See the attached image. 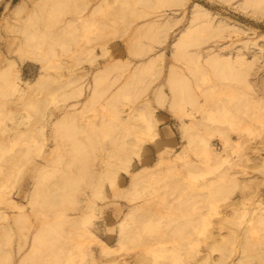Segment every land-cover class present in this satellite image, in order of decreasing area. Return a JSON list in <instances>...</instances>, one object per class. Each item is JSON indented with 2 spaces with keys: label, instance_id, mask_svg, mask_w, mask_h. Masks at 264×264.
Here are the masks:
<instances>
[{
  "label": "rangeland",
  "instance_id": "1",
  "mask_svg": "<svg viewBox=\"0 0 264 264\" xmlns=\"http://www.w3.org/2000/svg\"><path fill=\"white\" fill-rule=\"evenodd\" d=\"M250 1L0 0V264H264Z\"/></svg>",
  "mask_w": 264,
  "mask_h": 264
},
{
  "label": "bare ground",
  "instance_id": "2",
  "mask_svg": "<svg viewBox=\"0 0 264 264\" xmlns=\"http://www.w3.org/2000/svg\"><path fill=\"white\" fill-rule=\"evenodd\" d=\"M251 3H263L264 4V0H251L250 1ZM19 6H20V4H19ZM85 9H87V8H85ZM197 11H201L202 12V10H201V7H199V5H198V8H197ZM252 13H253V11H251ZM255 13H257V14H259V15H264V13L263 12H260V11H256ZM73 23V21H71V20H69V22L67 23V25L69 26V27H73V26H71V24ZM26 40L27 41H29V42H27L26 44H25V47L24 48H26V50H25V52L24 53H21L20 54V56H19V61L21 62V61H25V60H27V61H31V62H36V63H39V62H43V63H46L44 60H45V55H43L42 54V50H43V47H42V43H39V42H36V41H34V39L32 38L31 40H29L28 38H26ZM196 56H193V58H195ZM14 68L15 67V64L13 63V62H11V64H10V68ZM9 68V69H10ZM40 77H42V75H40L37 79H36V84L35 85H40L41 84V80H40ZM35 82H33V83H35ZM72 82H74V81H70V83H72ZM32 83V84H33ZM43 84H44V82H43ZM173 96H175L174 94H173ZM156 100L158 101V102H160V101H163V97H162V95L160 96V97H157L156 98ZM161 104H163V102H161ZM149 110L147 109V107H140V106H138L137 108H135L132 112H131V114H129L126 118V120H124L122 123H123V125L125 126V127H127V128H129V125H128V122H129V120H134L135 121V119H136V122L137 121H140L141 122V125H142V127H144L145 129H150V122H149ZM122 123H121V126H122ZM153 133H154V130H153ZM151 139V138H150ZM139 173H135L134 175H133V178H132V181H131V184L133 185L134 183H135V181H136V178H137V175H138ZM78 176H75V177H73V178H77ZM65 190H66V187H65ZM61 191H60V188H59V192L57 193V194H55L54 196H57L58 197V200H55L54 201V203L52 204V206L54 207V206H57V205H59L60 204V196H59V193H60ZM57 210H58V208H57ZM63 212L62 211H60V210H58V211H55V213H54V220L57 222V224L56 225H53V224H51L49 227H47L46 226V224L43 226V228L38 232L39 234L38 235H36V238L38 237H44L45 236V234H46V232L49 230L50 232H51V230L53 229V228H55V227H61V226H63L65 223L66 224H69L70 226H73V225H75L76 226V224H77V221L78 220H65L64 219V217H62L63 216ZM13 222H15V220H13ZM15 224H17V223H15Z\"/></svg>",
  "mask_w": 264,
  "mask_h": 264
}]
</instances>
